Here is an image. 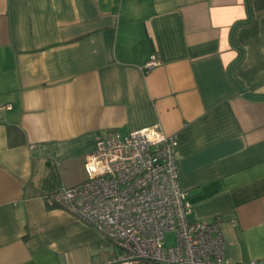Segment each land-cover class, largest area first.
Instances as JSON below:
<instances>
[{
  "label": "crops",
  "instance_id": "crops-1",
  "mask_svg": "<svg viewBox=\"0 0 264 264\" xmlns=\"http://www.w3.org/2000/svg\"><path fill=\"white\" fill-rule=\"evenodd\" d=\"M1 106L0 264L117 255L45 197L111 129L154 125L225 259L264 264V0H0Z\"/></svg>",
  "mask_w": 264,
  "mask_h": 264
},
{
  "label": "built area",
  "instance_id": "built-area-1",
  "mask_svg": "<svg viewBox=\"0 0 264 264\" xmlns=\"http://www.w3.org/2000/svg\"><path fill=\"white\" fill-rule=\"evenodd\" d=\"M159 64L152 54L144 68ZM85 170V180L45 198L118 247L104 264H229L219 219L193 218L179 183L175 138L158 125L125 135L111 129L85 156ZM168 232L175 237L170 246Z\"/></svg>",
  "mask_w": 264,
  "mask_h": 264
},
{
  "label": "rangeland",
  "instance_id": "rangeland-1",
  "mask_svg": "<svg viewBox=\"0 0 264 264\" xmlns=\"http://www.w3.org/2000/svg\"><path fill=\"white\" fill-rule=\"evenodd\" d=\"M174 233L173 232H168L165 234V241H166V245L170 246L174 243Z\"/></svg>",
  "mask_w": 264,
  "mask_h": 264
},
{
  "label": "trees",
  "instance_id": "trees-1",
  "mask_svg": "<svg viewBox=\"0 0 264 264\" xmlns=\"http://www.w3.org/2000/svg\"><path fill=\"white\" fill-rule=\"evenodd\" d=\"M152 55V54H151Z\"/></svg>",
  "mask_w": 264,
  "mask_h": 264
}]
</instances>
